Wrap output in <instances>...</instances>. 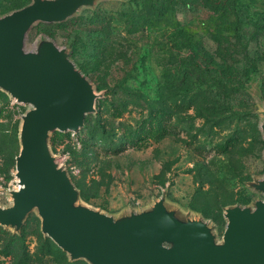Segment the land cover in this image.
I'll return each instance as SVG.
<instances>
[{
	"label": "rangeland",
	"instance_id": "obj_1",
	"mask_svg": "<svg viewBox=\"0 0 264 264\" xmlns=\"http://www.w3.org/2000/svg\"><path fill=\"white\" fill-rule=\"evenodd\" d=\"M31 1L0 0V16ZM208 1L96 0L63 21L35 22L25 46L65 48L97 93L79 130L49 133L78 203L118 218L163 197L222 241L225 209L264 199L254 186L264 177V0H220L227 11ZM29 107L0 88L3 207L18 185ZM41 225L37 208L19 229L0 224V264H91L72 260Z\"/></svg>",
	"mask_w": 264,
	"mask_h": 264
},
{
	"label": "water",
	"instance_id": "obj_2",
	"mask_svg": "<svg viewBox=\"0 0 264 264\" xmlns=\"http://www.w3.org/2000/svg\"><path fill=\"white\" fill-rule=\"evenodd\" d=\"M96 0H32L0 16V88L30 105L22 115L13 204L0 224L19 229L34 208L41 229L72 260L91 264H264V199L225 209L217 241L204 219L181 218L161 197L151 209L114 217L78 203L79 191L51 153L49 133L77 131L95 110L97 93L65 48L51 39L25 46L37 21L58 22ZM264 132V120L261 123ZM264 192V177L254 183Z\"/></svg>",
	"mask_w": 264,
	"mask_h": 264
},
{
	"label": "trees",
	"instance_id": "obj_3",
	"mask_svg": "<svg viewBox=\"0 0 264 264\" xmlns=\"http://www.w3.org/2000/svg\"><path fill=\"white\" fill-rule=\"evenodd\" d=\"M206 3H208L209 6L214 7L215 11H219V10L227 11V10H229L227 7L228 5L223 4L220 0H210ZM56 250L59 252L60 256H62V257L64 256L63 252L59 248H56ZM74 264H80V262L76 261Z\"/></svg>",
	"mask_w": 264,
	"mask_h": 264
},
{
	"label": "bare ground",
	"instance_id": "obj_4",
	"mask_svg": "<svg viewBox=\"0 0 264 264\" xmlns=\"http://www.w3.org/2000/svg\"><path fill=\"white\" fill-rule=\"evenodd\" d=\"M19 187H20V184L18 183V185H17L16 189H18Z\"/></svg>",
	"mask_w": 264,
	"mask_h": 264
}]
</instances>
